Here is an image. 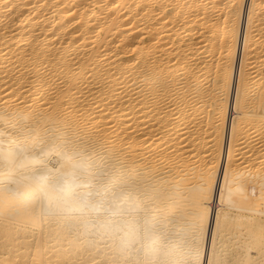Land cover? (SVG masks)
Returning a JSON list of instances; mask_svg holds the SVG:
<instances>
[{
	"label": "bare ground",
	"instance_id": "6f19581e",
	"mask_svg": "<svg viewBox=\"0 0 264 264\" xmlns=\"http://www.w3.org/2000/svg\"><path fill=\"white\" fill-rule=\"evenodd\" d=\"M263 36L264 0H0V264H264Z\"/></svg>",
	"mask_w": 264,
	"mask_h": 264
},
{
	"label": "rangeland",
	"instance_id": "374dc122",
	"mask_svg": "<svg viewBox=\"0 0 264 264\" xmlns=\"http://www.w3.org/2000/svg\"><path fill=\"white\" fill-rule=\"evenodd\" d=\"M263 37H264V36H263ZM263 37H262V39H263ZM262 39H261V40H262ZM261 40H260V42H261ZM262 41L264 42V40H262ZM263 42H261V44H260V43H259V44L262 45ZM258 47H259V48H258V49H259V54H262V53L264 52V49H263L264 47L261 46L263 50H261V47H260V46H258ZM259 54H257L258 57H257V55H255V58H254V59H260V58H262L263 61H264V57H262V56H264V53H263V55H260V56H259ZM259 57H260V58H259ZM254 59H252V60H254ZM262 59H261V60H262ZM261 60H260V61L257 60V61H258V63H260V64H259L260 67H261V65L263 66V69H262V68L258 69L259 66L257 67V69H258V71L260 70L259 72H264V62H263V64H261ZM254 63H255V62H254ZM258 63L253 64V65H257ZM254 68L256 69V67H254ZM254 68H253V70H254ZM257 69H256V70H257ZM261 70H262V71H261ZM258 71H256V72L259 73ZM256 80H257V78H256ZM254 82H256V81L254 80ZM257 83H258V81H257ZM257 83H255V84L253 85V88H254V86H256L255 88H257L259 85H260L259 88H261L262 82L259 81V83H258V84H257ZM260 83H261V84H260ZM255 88H254V89H255ZM254 89H253V90H254ZM257 89H258V88H257ZM257 89H256V91L259 92V90H257ZM260 91H261V90H260ZM254 93H255V90H254Z\"/></svg>",
	"mask_w": 264,
	"mask_h": 264
}]
</instances>
